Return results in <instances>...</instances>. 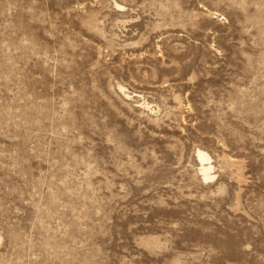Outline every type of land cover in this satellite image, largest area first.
<instances>
[{"label": "rangeland", "instance_id": "rangeland-1", "mask_svg": "<svg viewBox=\"0 0 264 264\" xmlns=\"http://www.w3.org/2000/svg\"><path fill=\"white\" fill-rule=\"evenodd\" d=\"M0 264H264V0H0Z\"/></svg>", "mask_w": 264, "mask_h": 264}, {"label": "bare ground", "instance_id": "bare-ground-1", "mask_svg": "<svg viewBox=\"0 0 264 264\" xmlns=\"http://www.w3.org/2000/svg\"><path fill=\"white\" fill-rule=\"evenodd\" d=\"M123 90V88H121ZM147 106V105H145ZM144 106V108H145ZM148 109V108H147ZM197 159L199 161V174L201 175V178L208 182L210 180H213L215 176L213 175V166L210 163V157L203 152L202 150H197L196 152Z\"/></svg>", "mask_w": 264, "mask_h": 264}]
</instances>
